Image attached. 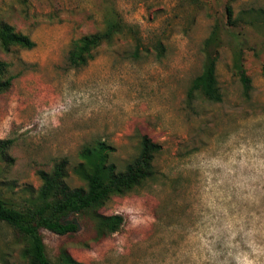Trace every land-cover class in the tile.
<instances>
[{
    "label": "rangeland",
    "instance_id": "1",
    "mask_svg": "<svg viewBox=\"0 0 264 264\" xmlns=\"http://www.w3.org/2000/svg\"><path fill=\"white\" fill-rule=\"evenodd\" d=\"M1 22L36 42L0 45L13 77L0 92V193L13 205H31L38 171L62 158L83 185L73 168L93 139L120 169L141 134L162 146L157 177L101 207L124 217L118 231L99 233L89 214L69 216L72 234L42 231L54 264L63 251L86 264H264V0H0ZM119 24L87 65L69 63L74 39ZM212 57L220 102L189 92ZM26 244L0 224V264H29Z\"/></svg>",
    "mask_w": 264,
    "mask_h": 264
},
{
    "label": "trees",
    "instance_id": "2",
    "mask_svg": "<svg viewBox=\"0 0 264 264\" xmlns=\"http://www.w3.org/2000/svg\"><path fill=\"white\" fill-rule=\"evenodd\" d=\"M227 13L231 20L233 9L230 6ZM122 29L123 25L119 24L115 30L98 31L74 39L68 51L69 63L74 67L87 65L94 58L93 49L104 41H111ZM0 45L8 51L14 45L30 49L36 42L29 35L1 22ZM5 69L6 62L0 61V92L12 85L13 77H5ZM239 76L243 93L249 97L253 89L252 79L244 69L240 70ZM189 92L201 93L213 102L223 100L216 57L208 58L202 73L194 78ZM3 145L2 148H5L6 144ZM161 148V144L149 134H141L137 154L120 169L111 158L115 150L112 145L98 138L86 142L79 151L80 161L73 168L83 185L72 187L68 183L69 161L62 158L50 171H38L42 184L37 199L31 205L17 207L0 193V224L8 223L26 238L24 252L29 264H54L47 255L42 231L47 229L58 234L78 231V223L68 219L73 214L91 215L97 221L99 233L103 235L118 231L124 217L118 213H101V207L113 195L125 194L155 179V158ZM62 259L65 264H86L73 258L68 251H63Z\"/></svg>",
    "mask_w": 264,
    "mask_h": 264
}]
</instances>
